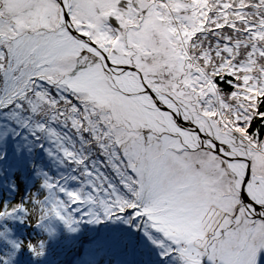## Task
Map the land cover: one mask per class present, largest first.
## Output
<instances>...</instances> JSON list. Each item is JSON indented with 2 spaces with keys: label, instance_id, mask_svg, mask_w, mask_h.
<instances>
[{
  "label": "snow or ice",
  "instance_id": "obj_1",
  "mask_svg": "<svg viewBox=\"0 0 264 264\" xmlns=\"http://www.w3.org/2000/svg\"><path fill=\"white\" fill-rule=\"evenodd\" d=\"M0 264H264V0H0Z\"/></svg>",
  "mask_w": 264,
  "mask_h": 264
}]
</instances>
